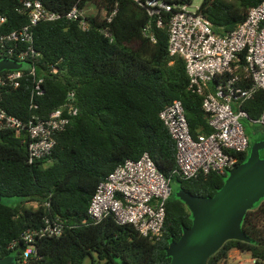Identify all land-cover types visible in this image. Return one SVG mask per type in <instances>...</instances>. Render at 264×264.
Wrapping results in <instances>:
<instances>
[{"label": "trees", "instance_id": "obj_1", "mask_svg": "<svg viewBox=\"0 0 264 264\" xmlns=\"http://www.w3.org/2000/svg\"><path fill=\"white\" fill-rule=\"evenodd\" d=\"M40 1L47 10L63 17L34 28L38 55L25 60L20 87L5 92L3 106L23 120L33 114L49 117L73 92L79 114L57 136L53 153L35 164L28 163L27 145L21 138L14 133L0 134V258L14 256L21 262L24 243L14 248L11 244L25 231L40 228L44 217L50 215L74 228L66 229L61 237L40 240L29 264H171L169 244L180 239L184 227L192 226L189 209L174 192L167 203L161 239L144 237L133 226L118 224L114 217L99 224H82L99 184L125 161H137L145 153L164 176L172 179V185L194 196L212 197L224 185L225 175L219 173L191 180L176 174V143L160 112L179 100L194 137L209 135L213 129L203 110V94L187 74L186 61L169 54L170 14L164 15L163 26L158 27L157 18L136 0ZM263 1L203 0L200 12L216 34L225 36ZM22 2L0 0V15L8 19L0 33L19 30L29 23L26 15L17 12ZM90 5L96 13L86 15L87 30L79 21L66 18L73 8L85 10ZM240 58L244 62L245 53ZM53 66L58 73H52ZM32 67L36 76L30 74ZM38 79L44 80V94L35 97L38 109H31ZM243 108L251 121L259 120L264 90ZM259 130L263 136L257 141L264 140L261 125ZM253 145L250 142L246 153H234L241 163ZM9 198L21 202L11 207L4 203ZM48 201L50 208L44 207ZM242 228L251 242L228 241L208 264L226 263L233 250L250 254L254 260L251 264H264V200L248 210Z\"/></svg>", "mask_w": 264, "mask_h": 264}, {"label": "built area", "instance_id": "obj_2", "mask_svg": "<svg viewBox=\"0 0 264 264\" xmlns=\"http://www.w3.org/2000/svg\"><path fill=\"white\" fill-rule=\"evenodd\" d=\"M194 1L136 0L157 18L158 27L163 26L164 15L170 14L169 54L186 61L187 74L191 84L203 94V110L213 129L209 135L194 137L184 105L179 100L160 112L161 121L176 143V174L184 180L211 173L226 177L241 163L234 153H246L250 147L243 121L264 128V109L259 120L251 121L243 108L259 90H264V1L250 9L246 20L225 36L214 32L211 22L200 12L201 5L192 9ZM17 12L26 15L29 23L19 30L0 33V60L24 63L30 56L38 55L34 49V28L40 23L58 21L63 16L47 10L40 0H23ZM66 18L79 21L83 30L89 27L85 10L78 7L67 13ZM7 21V17L0 15V28ZM105 35L110 37L108 32ZM242 53H245L244 62L240 58ZM51 71L56 74L58 68L53 66ZM7 72L0 75V134L14 133L21 138L27 145L28 163L35 164L53 153L57 136L78 116L76 96L70 92L67 102L49 117L33 114L27 120L20 119L5 109L3 96L20 87L23 73L21 70ZM30 74L36 76L35 67ZM43 83V79L35 82L31 109H38L34 101L44 94ZM172 193V179L164 176L151 156L145 153L137 161H125L99 184L88 209V218L82 224H99L105 218L114 217L118 224L131 225L144 237L161 239ZM44 207L50 208L51 203H44ZM68 228L74 226L65 225L60 217L47 215L40 228L25 231L10 247L23 242L21 263L29 264L40 240L61 237Z\"/></svg>", "mask_w": 264, "mask_h": 264}, {"label": "water", "instance_id": "obj_3", "mask_svg": "<svg viewBox=\"0 0 264 264\" xmlns=\"http://www.w3.org/2000/svg\"><path fill=\"white\" fill-rule=\"evenodd\" d=\"M24 66L1 59L0 73L22 70ZM175 196L189 209L192 226L184 227L180 239L169 244L167 257L171 264H208L228 241L251 242L242 224L248 210L264 200V140L254 143L247 159L227 173L224 185L214 196L198 197L184 189ZM0 264L22 263L9 256L0 258Z\"/></svg>", "mask_w": 264, "mask_h": 264}, {"label": "rangeland", "instance_id": "obj_4", "mask_svg": "<svg viewBox=\"0 0 264 264\" xmlns=\"http://www.w3.org/2000/svg\"><path fill=\"white\" fill-rule=\"evenodd\" d=\"M203 0H195L193 5V10L197 9L201 4ZM96 13V9L90 5L87 9H85L86 15H92ZM244 125L246 126L247 135L249 136L250 142L256 143L259 138H261L262 132L259 130V125L252 124L247 121H243ZM174 195L177 193L179 187L177 185H172ZM21 202L19 198H9L5 199L4 203L8 206L15 207ZM253 263V259L251 258L250 254L247 253H241L238 250H233L229 254L228 261L224 264H251Z\"/></svg>", "mask_w": 264, "mask_h": 264}, {"label": "crops", "instance_id": "obj_5", "mask_svg": "<svg viewBox=\"0 0 264 264\" xmlns=\"http://www.w3.org/2000/svg\"><path fill=\"white\" fill-rule=\"evenodd\" d=\"M253 262H254V260H253Z\"/></svg>", "mask_w": 264, "mask_h": 264}]
</instances>
